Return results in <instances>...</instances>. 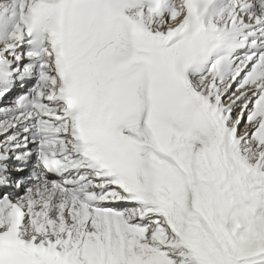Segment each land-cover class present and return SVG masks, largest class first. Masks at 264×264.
Masks as SVG:
<instances>
[{"label": "snow or ice", "instance_id": "1", "mask_svg": "<svg viewBox=\"0 0 264 264\" xmlns=\"http://www.w3.org/2000/svg\"><path fill=\"white\" fill-rule=\"evenodd\" d=\"M0 264H264V0H0Z\"/></svg>", "mask_w": 264, "mask_h": 264}]
</instances>
